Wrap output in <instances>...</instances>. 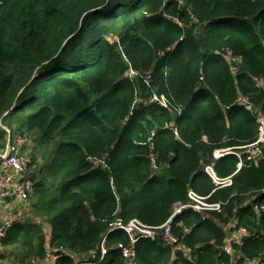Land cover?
I'll list each match as a JSON object with an SVG mask.
<instances>
[{
  "label": "trees",
  "instance_id": "obj_1",
  "mask_svg": "<svg viewBox=\"0 0 264 264\" xmlns=\"http://www.w3.org/2000/svg\"><path fill=\"white\" fill-rule=\"evenodd\" d=\"M260 115L264 0H0V122L30 151L35 182L29 201L11 207L20 212L2 258L94 264L106 236L100 264H232L223 246L236 219L250 234L238 255L264 262V212L249 205H264V155L238 172L237 156L217 160L230 186L206 171L216 150L255 142ZM6 141L0 126V149ZM189 191L223 205L175 219L192 258L143 238L126 259L129 235L109 230L133 220L160 227Z\"/></svg>",
  "mask_w": 264,
  "mask_h": 264
},
{
  "label": "built area",
  "instance_id": "obj_2",
  "mask_svg": "<svg viewBox=\"0 0 264 264\" xmlns=\"http://www.w3.org/2000/svg\"><path fill=\"white\" fill-rule=\"evenodd\" d=\"M229 61L232 62V58L239 61L237 57L233 56L232 53H228ZM234 66V65H233ZM234 70H237V67L234 66ZM136 73L131 72V75ZM150 102H159L164 107L168 108L167 101L164 97H159L154 95ZM240 103L245 105L249 110H253V106L249 104L246 99H240ZM258 122L260 124V131L255 142L240 147L239 150L235 148H226L218 149L214 152V160L210 165L206 167L207 173L211 176L214 183L219 187L230 186L232 184V176L226 179H220L215 173V163L217 160L228 156L234 155L237 156L240 160L238 163L237 171H240L246 162H258L264 155V117L258 116ZM0 126L7 133V141L5 146L0 149V240L3 239L8 230L13 227L14 222H1L2 212L9 205H15V207L29 201L30 195L34 189L33 180L26 177L29 160L26 158V155L21 154L17 145L12 143L11 132L6 128L1 122ZM19 144L25 142V139L19 138ZM29 141V140H28ZM27 142V141H26ZM155 168L157 165L155 164ZM264 194V190L261 192ZM189 201L187 203H176L174 205L173 213L171 217L167 220L166 223L160 227H150L142 224L138 220H133L130 223L123 225L121 223L117 224L115 227H112L109 232L116 231L118 229L124 230L131 239L132 247H124L120 245V248L123 250V255L126 259H133L135 256L134 245L143 238L151 239L152 241L162 240L167 246L173 248V250L182 251L187 257L192 258L193 250L183 243L180 239L174 235L172 232L173 224L175 219L184 213L185 211H192L196 214L202 215L205 217L209 212H221L222 204L221 203H211L208 201L209 197H203L198 195L193 191H189L188 194ZM249 205L254 207L259 212H264V205L260 208L255 207L253 201H249ZM18 210L19 207H17ZM20 211H18L19 213ZM238 221L233 220V225L229 228V238L223 246V252L231 257L233 261L232 264H264L263 260L259 257L256 258H246L241 259L238 255L237 248L242 246L246 237H249L250 234L245 228H238ZM101 257L94 264H100L108 250L106 248V236L103 239L101 244ZM58 256L48 253V256L45 259H33L26 264H57ZM239 259V260H237ZM241 259V260H240ZM78 264H91L87 263L85 260L77 261ZM0 264H20L19 262H13L8 259L0 257Z\"/></svg>",
  "mask_w": 264,
  "mask_h": 264
},
{
  "label": "rangeland",
  "instance_id": "obj_3",
  "mask_svg": "<svg viewBox=\"0 0 264 264\" xmlns=\"http://www.w3.org/2000/svg\"><path fill=\"white\" fill-rule=\"evenodd\" d=\"M239 62H240V60L239 61H237L236 59H234V58H232V63H233V65L235 66V67H237L238 65H239ZM234 71H236V70H234ZM242 104V103H241ZM30 141H31V143H33V139H30ZM205 141H206V139H205ZM28 149V148H27ZM27 149H26V152H27V154L28 153H30V151H27ZM44 152H46V148L45 147H42V148H40V150H39V152H38V154H40V156L44 153ZM23 153L24 154H26L24 151H23ZM26 154V155H27ZM43 164H44V160L43 159H39L38 161H37V163H36V165H37V167H35V168H33V173L34 172H37V171H40V169H41V167L43 166ZM158 165V164H157ZM36 174V173H35ZM39 174V173H38ZM30 206H31V203H30ZM30 206L27 208V209H21V214H19L20 216H21V218L20 219H22L23 218V220H25L26 219V217L27 216H29V214H33L32 213V210H31V208H30ZM37 218V217H36ZM37 221H40V219H36ZM91 258V256H80V257H78V261H82V260H87V259H90ZM11 261H13V262H15V260H11ZM16 262H18V261H16Z\"/></svg>",
  "mask_w": 264,
  "mask_h": 264
},
{
  "label": "crops",
  "instance_id": "obj_4",
  "mask_svg": "<svg viewBox=\"0 0 264 264\" xmlns=\"http://www.w3.org/2000/svg\"><path fill=\"white\" fill-rule=\"evenodd\" d=\"M12 205L9 204L2 212V217H1V222H10L13 221L15 222L16 220V215L18 214V211L15 212L11 209ZM5 248L0 246V257L2 258L1 254L5 252ZM11 259V258H10ZM11 261V260H10Z\"/></svg>",
  "mask_w": 264,
  "mask_h": 264
}]
</instances>
